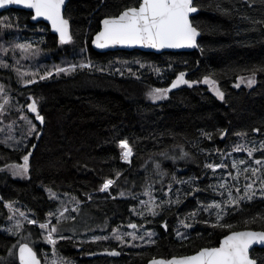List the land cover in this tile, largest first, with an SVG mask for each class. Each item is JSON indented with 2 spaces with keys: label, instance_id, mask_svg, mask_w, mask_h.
<instances>
[{
  "label": "trees",
  "instance_id": "obj_1",
  "mask_svg": "<svg viewBox=\"0 0 264 264\" xmlns=\"http://www.w3.org/2000/svg\"><path fill=\"white\" fill-rule=\"evenodd\" d=\"M138 3L139 0H69L65 17L71 24L73 41L66 44L60 43L47 23L34 21L30 11L11 8L0 13V21L7 17L5 21L14 34L22 35L24 43L37 42V48L51 55L54 62L91 60L105 69L103 72L77 69L71 75H54L22 85L14 69L0 66L3 89L22 105L35 99L45 118L43 124L34 119L38 133L25 150L0 143V168L22 164V157L28 151L33 153L29 161L30 179L0 171V223L9 214L10 202L21 203L34 219L45 222L49 212L57 211L59 202L50 197L44 186L73 195L83 202L80 211L88 230L64 234L71 239L58 240L56 253L64 261L146 264L156 257L189 255L204 247L217 246L232 231L264 230L261 219L264 197L257 195L241 203L242 211L225 217L233 225L231 229L212 227L215 216L200 211L189 235L179 238V222L198 207V202L211 201L210 188L194 196H182L179 205L156 217L141 218L136 213L139 198L148 190L146 184H153L152 191L157 197H165L160 191L161 180L164 192L169 183L174 191L188 190L187 185L174 183L172 175L178 180L198 177V186L205 189L213 178L211 170L204 167L206 162H211L210 155L239 142L238 133H247L251 140L264 138V0H195L199 12L192 19L201 30L196 50L97 51L92 40L102 20ZM7 25L5 28L9 29ZM117 64L120 68H116ZM180 72H185L188 80L199 83L170 91L166 99L150 98V91L168 88ZM251 74L256 75L254 86H234L240 76ZM205 76L217 81L225 93L224 100L203 83ZM255 128L261 131H253ZM221 131L227 132L223 138ZM204 133L212 138L208 139ZM124 139L133 149L131 163L122 161L119 142ZM162 152L170 156L187 152L189 156L173 162L160 156ZM156 161H161L170 175H158ZM117 172L121 173L118 179ZM109 178L116 181L115 186L107 192L99 191ZM121 191L124 196L120 195ZM85 193H91L92 200H87ZM253 217L256 222L248 223ZM205 220L209 223H203ZM130 222L154 230L155 241L137 248L121 247L114 240H87L91 236L111 234ZM164 222L168 224L166 230ZM27 231L32 238H23ZM42 234L44 231L38 225L27 224L19 236L0 228V257L4 258V264H19L13 245L20 240L30 243L46 262L52 247L43 242ZM108 250H117L120 255L100 254ZM253 250L254 258L264 257V248Z\"/></svg>",
  "mask_w": 264,
  "mask_h": 264
},
{
  "label": "snow or ice",
  "instance_id": "obj_2",
  "mask_svg": "<svg viewBox=\"0 0 264 264\" xmlns=\"http://www.w3.org/2000/svg\"><path fill=\"white\" fill-rule=\"evenodd\" d=\"M66 0H0V9L5 8L6 6L11 5H20L27 9L34 10V15L32 16L33 20L37 18H44L47 21L51 22L52 29L55 32L59 33V41L61 44L71 43L73 41V36L70 32L69 19L64 16V6ZM199 8L194 4V0H139L138 6H129L126 7L118 15L106 17L102 21L103 28L95 36L94 43L98 48H107L109 46L115 45H126V46H147L155 49H164V48H183V47H199L197 43V37L201 35L199 26H194L192 14L197 13ZM5 20L8 18L5 17ZM10 27V25H7ZM17 48L21 49L23 52L27 53L33 50V45L31 43H22L17 44ZM35 54V53H34ZM0 66L9 67L4 61H0ZM77 69L83 70H96V71H105V69L95 66L91 60L86 62L74 63L67 62L66 67L60 65H53L51 70H46L43 75L39 76L40 80H46L52 78L54 75L59 76L61 74L71 75L74 74ZM19 72V69H17ZM117 71H120L117 69ZM131 73V69H128ZM121 75L124 73L121 72ZM32 79L24 81L25 85L37 83L35 77L37 73L33 72ZM186 73L180 72L176 79L171 83L168 88H155L150 91L149 96L153 100H162L166 99L168 93L172 89H176L181 85H188L189 87L199 83V81L188 80L185 78ZM241 82L244 81V77H240ZM204 84H210L212 90L215 94L221 99L224 100L225 93L221 91L218 87V83L215 79H211L209 76L203 78ZM247 83L249 86L255 83V74L248 79ZM236 87H240V84H236ZM0 92H3V85H0ZM8 103V100H5L3 104H0V114L5 110V104ZM32 113L35 114V119L41 124L44 123V116L40 114L38 105L35 99H32V102L27 105ZM29 125L27 135L32 136L36 132V125L28 120L27 117H23ZM3 129H0L2 131ZM253 131L259 133L261 130L259 128L253 129ZM204 135L211 139V135L204 133ZM227 135L226 131H221L220 136ZM240 136H246L247 133H238ZM38 138V137H37ZM11 139V137H9ZM7 143V141H4ZM19 145L20 142L17 141ZM10 146V145H9ZM27 147V145H23ZM119 147L122 149V159L128 163H131V157L133 155V149L129 145L127 139L121 140L119 142ZM35 148V145L32 146ZM218 155L221 157L219 163L215 162H206L204 164L205 169H209L212 172V175L215 176L218 169H227L228 164L224 163V159L231 155V153H223L216 150ZM233 151L241 152L244 151L247 153L249 158L253 157V153L256 151L264 152V141L260 142L258 147H245L243 144H236L233 146ZM32 151H28L22 159V164H12L7 165V169L15 177L28 178L30 179L29 170H30V157L32 156ZM164 159L172 160L175 162L178 159H184L189 156V153L182 152L179 156H170L167 152L160 153ZM248 162L246 160H232V168L236 169V174L233 175L231 171L227 173L228 177H231L233 180H239V177L242 174L251 172L253 177H257V173L260 172L258 167H245L243 172L241 171L239 165H245ZM255 165L264 167V158L255 159ZM155 169L161 177L170 175L169 171L163 168L161 161L155 162ZM3 171V169H0ZM121 173H116V178L118 179ZM245 175V179H249ZM198 177H192L188 180H178L175 175H172V181L178 184L187 185L188 190L177 188L173 190V184L169 183L167 185V192L163 190V180H161L162 187L160 191L163 193V196L166 199H160L159 203H156L158 197L152 194L153 184H146L148 189L144 194L149 197L147 201H140V203L147 207L148 213L156 217L165 210H171L173 205H179L182 202V196L186 198L189 195H195L197 192L211 189L213 192H217L221 197L227 195V199L223 201L213 200L209 204H203L198 202V207L192 212L188 213L185 216V220L191 218L193 221L196 220V216L200 211L209 212L210 215L215 216V223L211 226L214 228H227L231 229L232 224L227 223L225 217L230 213L234 214L236 212L242 211L241 203L253 200L258 194L261 197H264V179L260 180L259 188H255V180L252 183H246L244 185V194L239 195L241 189L235 185H229L226 178L222 177L223 182L213 185H207L205 189H201L198 184ZM114 179H106L101 187L98 189L101 192H107L110 190L111 186L115 184ZM233 188L237 195H233ZM51 197H57L56 193L52 192L51 189L48 190ZM121 196H124L123 191L120 192ZM87 200H92L91 193H85ZM175 196V199H173ZM115 198V197H113ZM2 199V198H0ZM69 203H74L75 206L71 209L61 202V206L55 213L49 212L45 222H38L37 219L29 218L25 213L20 212L19 215L24 220L27 221L30 225H38L39 229L46 232L42 237L47 244L52 246V251L55 253L56 244L58 240L71 239V237L65 236L64 231H70L73 234L76 232L75 226L63 228L65 222L75 221L76 216H73L71 213H79L81 204L83 203L76 197H71ZM7 207L15 212L13 209L12 203H8ZM213 210H215L213 212ZM135 212L136 209L133 208ZM138 215L143 216V212H139ZM9 219H13L12 216H9ZM55 219L56 223H52ZM264 219V217H261ZM248 223L256 222V217H253L251 220L247 221ZM183 223V221H181ZM203 223H209L205 220ZM186 228H191L192 224H185ZM14 227L16 229H22L24 227L23 223L20 220H16ZM128 227L132 229H137L138 225L136 223H129ZM163 228L166 230L168 228L167 222H164ZM7 231L12 232V228L7 229ZM14 235H19V232H13ZM31 235V233H29ZM113 237L116 240L124 241V235L119 233V229L113 232ZM126 235L130 236L132 240H143L144 236L149 238V243H153L151 237L154 235L152 232H146L143 236H137L135 232L127 233ZM177 235L184 239V234L177 232ZM109 236H93L92 241L108 240ZM83 243V241L81 242ZM254 245L264 246V231H232L230 234L224 236L222 243L218 247H204L194 255L182 256V257H173L171 259H153L151 264H264V257L256 256L250 254V249H253ZM16 246L13 245V248ZM19 261L20 264H41V260L37 258V253L29 246L28 243H21L19 245ZM254 253V250H253ZM13 253L10 250L9 256H12ZM109 255L118 256L120 255L117 251L109 252ZM0 264H4V258L0 257ZM53 264H71V262L64 261L63 259L53 261Z\"/></svg>",
  "mask_w": 264,
  "mask_h": 264
},
{
  "label": "rangeland",
  "instance_id": "obj_3",
  "mask_svg": "<svg viewBox=\"0 0 264 264\" xmlns=\"http://www.w3.org/2000/svg\"><path fill=\"white\" fill-rule=\"evenodd\" d=\"M5 25H7L6 21L1 20L0 21V61H4L8 65H10L9 68H12L15 70L17 76L18 77L20 76V79L22 81V85H25L24 81L33 78L31 75L33 72L37 73V76L35 77V79L37 81H39L40 80L39 76L43 75L46 70H51L53 65H60L62 67H66L67 62H72L70 59H62L58 62H54L51 59V55L49 56L48 53H46V51L37 48V42L31 43L33 45L32 51H29L27 53L23 52L21 49L17 48L16 45L24 43V37L20 34H14L12 32V31H14L12 27H10L9 29H6ZM18 39H20L21 41ZM116 68H120V64H117ZM125 68L129 69L128 67H125ZM17 69H19V72L17 71ZM252 76H253V74L246 75V76H240V77H244V81L241 82L240 77H239L237 79V81L234 83V86L236 87V84H240V87L245 86V87L251 88L252 86H254L256 84V81H257L256 75H255V83L252 84L251 86H249L247 81ZM206 85L208 87H210V89L212 90V86L210 84H206ZM240 87H236V88H240ZM213 93L215 94L214 91H213ZM5 100H8V103L5 104L4 112L2 114H0V129H3L2 131H0V143L4 144L6 146L10 145L9 147H11V148H19V149L25 150L27 147H23V145L28 146L30 140L38 133L37 124L35 123V120H34L35 117H34L33 113L30 111V109L27 107V105L29 103L22 105L19 102V100H17L13 96H10L9 93L3 89V92H0V104H3ZM9 112H10V115L7 116V113H9ZM23 117H27L28 120H31V122L36 125V132L33 133L32 136L27 135L29 125H28L27 121L25 119H23ZM247 136L251 138V136H249V135H247ZM247 136L237 137L239 142H237L236 144H243V145H245V147H258L260 142L264 141V138L263 139L257 138V139L251 140ZM9 137H11V139H9ZM4 141H7V143H5ZM17 141L20 142L19 145L17 144ZM236 144H234V145H236ZM234 145H231L228 148V150H226V151H219V152H223V153H231L230 156H228L226 159H224V163L228 164V168L227 169H218L216 175L215 176L212 175L213 178L211 180V185L223 182V180H222V177H223V178L227 179L229 185H235V186L240 187L241 191H240L239 195H243L244 194V185L246 183H252L253 180H255L254 187L258 189L259 184H260V180L264 179V167H261L259 165H255V163H254L255 159H262V158H258L257 155H263V158H264V152L256 151L255 153H253V157L249 158L247 156V153L244 151H241V152L233 151ZM121 154H122V150H121ZM210 159H211V162L219 163L220 161L216 162V160L221 159V157L218 155L217 152H215L212 155H210ZM241 159L246 160L248 162L245 165H239L241 171L243 172V169L245 167H249V166L250 167H258V168H260V172L257 173V176L260 179H257V177H253L250 171L248 173L242 174L239 177V180H233L231 177L227 176V173L229 171H231L233 173V175L236 174V169L232 168V160L238 161ZM126 163H128V162H126ZM9 165H12V164H9ZM0 169H3L4 172L8 173L12 177H15L7 169V165L3 168H0ZM245 175H247L250 178L246 180ZM15 178H20V177H15ZM23 179H27V178H23ZM114 186H115V184L112 185L111 187H114ZM44 188L47 190L48 194H49V191H48L49 189H51L52 192L56 193V195H57V197H59V199H56L55 197H51V196L50 197L59 202V208L61 206L62 201L70 209L75 206L74 203H69L71 197H74L73 195H70L65 191H60V190L50 188L49 186H44ZM152 194L154 196H156L153 191H152ZM211 194H212L210 197L211 201L209 203H211L213 200L223 201V200L227 199L226 193H225L224 197H221L218 194V191L213 192L211 190ZM233 195L234 196L237 195V193H235L234 188H233ZM162 198L166 199V197H158L156 203H159V200ZM148 199H149V197L147 195H145L144 193L139 198V204H138L136 213L138 214L139 212H143L144 213L143 216L139 215V217H141V218H145V217L150 215L148 213L147 207L140 203V201H147ZM173 199H175V197H173ZM12 205H13V209H15L16 211L13 212L12 210L9 209V214L5 218L4 222L0 223V228L3 231H6V232L11 233V234H13V232L18 231L19 235H20L24 231V229L26 228V225L28 223L26 220H24L22 217H20L19 213L23 212L29 218H33V217L31 216V212L29 210H27L21 203L13 202ZM214 211L215 210H213V212ZM52 212L55 213L56 211L54 210ZM207 213H209V212H207ZM71 214L72 215L75 214L77 219L75 221L65 222L63 225H61V227L68 228V227L75 226V228H76L75 233H77L79 231H87L88 230V224H86L85 219L82 215V212L80 211L78 214L73 212ZM209 215H210V213H209ZM9 216H12L13 219L10 220ZM210 216H214V215H210ZM16 220H20L23 223L24 227L22 229H16L14 227ZM53 221H55V219H53ZM53 221H52V223H53ZM182 221H183V223L179 222V224H178L177 232L183 233L184 237L186 238L190 233V229L194 225H196L197 221L196 220L193 221L190 218L187 220H182ZM185 224H192L193 226L191 228H186L184 226ZM146 227L147 226H145V224H142V225H138L137 229H132V228L128 227V225L116 228L115 230L119 229V233L124 235V241L125 242L116 240L112 235L113 232L111 234H108V235L104 234V235H97V236H109L108 240H110V241L114 240L115 242H118L121 247H125V246L132 247L133 246V247L139 248V247L151 245L152 243L148 242L149 238L147 236H144L143 240H135L134 241V240H132V238L130 236H128L126 234L130 233V232H135V234L137 236H143L146 232H152V233H154V235L151 237V240L155 241L156 233L154 232V230L148 229ZM9 228H12V232L7 231V229H9ZM29 233L30 232L27 231V233H25L23 235V238H25V239L30 238V237L32 238V236L29 235ZM45 234H46V232L44 231V235ZM63 234H73V233L70 231H64ZM19 235H17V236H19ZM44 235L42 234V236H44ZM92 237L93 236L89 237L87 240H92ZM178 237L181 238L180 236H178ZM34 240H36V239L33 238L32 242H34ZM23 242H25V241L20 240V242L16 245V247L13 248V252L16 254V256H17V249H18L19 245ZM43 242L45 244H47L44 239H43ZM61 259L64 260V258H62V257L60 258L56 252L54 253L51 250V253L49 255V259L46 262H44V264H53V261L58 262ZM67 261L71 262V264H77L72 259H68Z\"/></svg>",
  "mask_w": 264,
  "mask_h": 264
},
{
  "label": "water",
  "instance_id": "obj_4",
  "mask_svg": "<svg viewBox=\"0 0 264 264\" xmlns=\"http://www.w3.org/2000/svg\"><path fill=\"white\" fill-rule=\"evenodd\" d=\"M68 2H69V0H66V2H65V6H64V16H65V10H66V7H67ZM194 4H195V0H194ZM11 8H14V9H22V10L30 11V12H32L33 15H34V10L27 9V8H25V7H23V6H20V5L6 6L5 8L0 9V13L6 11V10H8V9H11ZM197 13H198V12H197ZM197 13L192 14V18H193V16H195ZM65 18H66V17H65ZM34 21H37V22L42 21V22L47 23V24L50 26L51 31L59 37V33L55 32V30L52 29V27H51V22H50V21H47V20H45L44 18H37V19L34 20ZM102 21H103V20H102ZM69 25H70V32L72 33L70 22H69ZM102 28H103V25H102V22H101V28H100V30L94 35L93 40H92L93 47H94L97 51H102V52H105V51H117V50H128V51H130V50L138 49V50H143V51H149V52H155V53H162V52H168V51H169V52H177V51H192V50H196V49H198V47H195V48H193V47H183V48H164V49H155V48H151V47H147V46H141V45H135V46L115 45V46H109V47H107V48H98V47H96V45H95V43H94V40H95V36H96V35L102 30ZM200 37H201V35L197 37V43H198V45H199V38H200ZM185 78L187 79V76H185ZM173 81H174V80H173ZM170 85H171V84H170ZM170 85H169V87H170ZM182 86H183V85H181L180 87H182ZM180 87H178V88H180ZM178 88H176V89H178ZM172 90H175V89H172ZM172 90H171V91H172ZM37 122L40 123L39 121H37ZM246 230L264 231V230H260V229H258V230H257V229H242V230H236V231H246ZM229 234H230V233H229ZM227 235H228V234H227ZM225 236H226V235H225ZM223 238H224V237H223ZM223 238L221 239L219 245L222 243ZM23 243H28V242H23ZM28 244H29V246L32 247L33 250L37 253V258L41 260V264H44V262H43V258L40 256V254L37 252V250H36V249H35L30 243H28ZM219 245H218V246H219ZM218 246H215V247H218ZM257 247L264 248V246L254 245V246H253V249H254V248H257ZM18 249H19V247H18ZM18 249H17V259H18V262H19V264H20ZM253 249H250V254H251V251H252ZM200 250H201V249H200ZM111 251H113V250L103 251V252H101L100 254H101V255H106V256H113V255H109V252H111ZM114 251H117V250H114ZM117 252H119V251H117ZM197 252H198V251H197ZM195 253H196V252H195ZM195 253H192V254H189V255H183V256H190V255H194ZM173 257H182V256H173ZM173 257H170V258L156 257V258H153V259H165V260H168V259H171V258H173ZM153 259L149 260L146 264H151V261H152Z\"/></svg>",
  "mask_w": 264,
  "mask_h": 264
},
{
  "label": "bare ground",
  "instance_id": "obj_5",
  "mask_svg": "<svg viewBox=\"0 0 264 264\" xmlns=\"http://www.w3.org/2000/svg\"><path fill=\"white\" fill-rule=\"evenodd\" d=\"M199 12V11H198ZM194 24V23H193ZM194 26H195V24H194ZM200 30V29H199ZM200 32H201V30H200ZM183 86H185V85H183ZM173 91V90H172ZM218 246V245H217ZM215 247V246H214Z\"/></svg>",
  "mask_w": 264,
  "mask_h": 264
},
{
  "label": "built area",
  "instance_id": "obj_6",
  "mask_svg": "<svg viewBox=\"0 0 264 264\" xmlns=\"http://www.w3.org/2000/svg\"><path fill=\"white\" fill-rule=\"evenodd\" d=\"M131 160H132V157H131ZM123 162H126V161H124V160H122Z\"/></svg>",
  "mask_w": 264,
  "mask_h": 264
}]
</instances>
